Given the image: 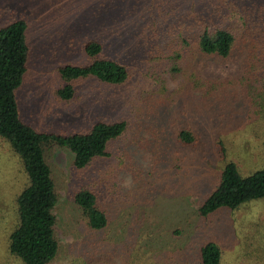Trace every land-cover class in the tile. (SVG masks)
<instances>
[{
    "label": "rangeland",
    "instance_id": "obj_1",
    "mask_svg": "<svg viewBox=\"0 0 264 264\" xmlns=\"http://www.w3.org/2000/svg\"><path fill=\"white\" fill-rule=\"evenodd\" d=\"M217 8L213 0H0V27L26 22L27 69L14 92L23 123L61 135L97 121L125 124L106 155L82 170L68 149H45L57 194L58 249L49 264H198L206 241L219 247V264H264V198L196 213L226 162L241 176L264 168V69L244 68L253 47L264 46L261 38L245 41L264 26V0H242L228 12L233 43L224 58L201 54L196 44L195 12ZM87 40L125 66L128 78L78 77L72 97L61 99L57 68L86 64ZM181 130L193 142L178 141ZM25 184L20 161L0 138V264H23L7 242ZM80 189L95 194L107 219L102 229L88 228L74 204Z\"/></svg>",
    "mask_w": 264,
    "mask_h": 264
},
{
    "label": "trees",
    "instance_id": "obj_2",
    "mask_svg": "<svg viewBox=\"0 0 264 264\" xmlns=\"http://www.w3.org/2000/svg\"><path fill=\"white\" fill-rule=\"evenodd\" d=\"M213 1L218 7L213 10L214 14L208 9L195 12L198 25L196 44L199 53L224 58L233 43V34L225 24L226 16L231 10H236L242 0ZM198 13L200 15L197 17ZM251 37L264 40V26L257 27L245 41L251 43ZM253 50H256L255 54L248 58L245 56L244 68L264 69V46L253 47ZM83 53L88 59L86 64H64L57 68L64 81L57 90L61 99L68 100L72 97L71 80L78 77L93 76L109 84H119L128 78L126 67L105 57L98 41L87 40L83 44ZM28 54L26 22L16 19L1 26L0 138L7 142L17 156L26 176V184L15 198L16 223L8 234L7 249L23 264H49L58 249L53 229L55 218L52 213L57 194L45 160V149L51 146L68 149L73 154V166L82 170L92 160L106 155L108 141L119 136L125 124L123 121H97L88 131L61 135L39 132L23 123L18 118L14 92L27 69ZM197 84L198 82L193 83L194 86ZM237 86L240 89L239 84ZM213 89L216 90L215 87ZM229 94L232 97L234 95ZM176 137L182 144L193 142V138L185 130L179 131ZM259 198H264V168L241 176L236 165L228 161L223 165L212 191L197 206L196 213L200 217H207L218 209L233 210L245 202ZM73 202L86 218L88 228L97 230L106 225V216L96 207L92 190H76ZM197 260L198 264H219L220 249L217 244L206 241L199 245Z\"/></svg>",
    "mask_w": 264,
    "mask_h": 264
}]
</instances>
